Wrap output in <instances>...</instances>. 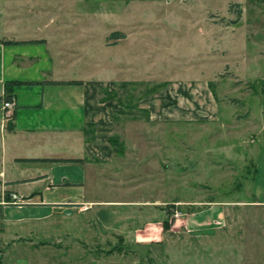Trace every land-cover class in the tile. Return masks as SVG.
<instances>
[{
	"label": "crops",
	"instance_id": "0c3cea01",
	"mask_svg": "<svg viewBox=\"0 0 264 264\" xmlns=\"http://www.w3.org/2000/svg\"><path fill=\"white\" fill-rule=\"evenodd\" d=\"M70 10L69 15L75 18L67 20L73 31L67 37L56 34L55 28L48 35L38 28L20 37L12 36L10 31L0 38V264H27L24 254L12 251L30 248L35 253L37 249L42 257L55 243L58 246L60 236L93 227L106 228L112 217H117L121 227L118 232L133 235L135 245L151 246L165 244L167 235L178 231L200 236L215 228L221 213L225 215L223 200L206 199L198 201L206 205L184 210L185 216L175 218L178 225L173 227L171 217L176 213H171V206L165 204L194 201L176 196L139 198L135 187L139 168L148 169L145 176L153 179V189L161 193L167 185L165 170L182 169L189 154H224L215 133H197L212 137L208 142L215 148L211 149L205 148L207 142L196 145V141H189L188 133L177 130L226 120L208 79L201 73L163 78L135 102L146 112L142 124H135L132 120L138 121L137 117L117 115L122 108L117 98H101L99 90L100 86L114 90L121 80L150 78L116 79L103 75L109 47H120L129 33L117 27L116 32L122 34L109 44L108 24L102 20L107 12L102 14V8L98 12L87 6ZM216 48L215 44L217 53ZM9 80L18 81L12 84L11 98L7 99L13 101V106L3 107L5 99L1 98L6 93L5 81ZM129 121L131 129L118 130V124L125 126ZM143 124L147 128L139 134L130 132ZM111 138L120 144L118 149ZM138 138H144L147 144H141ZM195 145L200 149L195 150ZM199 161L203 162L201 156L193 159L197 167ZM129 167L133 171L122 175ZM158 167L159 179L154 178ZM253 170L252 179L255 166ZM254 200L264 203L262 198ZM125 210L136 213L126 214V220ZM140 210L147 211L148 216L141 217ZM165 219L168 229L162 226ZM125 221L127 230L123 229Z\"/></svg>",
	"mask_w": 264,
	"mask_h": 264
},
{
	"label": "rangeland",
	"instance_id": "374dc122",
	"mask_svg": "<svg viewBox=\"0 0 264 264\" xmlns=\"http://www.w3.org/2000/svg\"><path fill=\"white\" fill-rule=\"evenodd\" d=\"M86 6L98 12L102 8V14L107 12L102 20L108 24L109 44L119 34L117 27L130 35L120 47H109L103 75L116 79L150 77L118 91L116 97L124 112L117 115L137 117L138 121H132L142 124L146 112L135 106V102L146 94L145 89L156 87L165 77L201 73L208 79L226 119L223 123H196L177 129L188 133L189 141H196V145L207 142L205 148L211 149L215 145L208 142L212 137L205 133H215L220 139L219 149L224 151L221 157L198 151L193 152L195 156L189 154L182 169L165 170L168 186L161 193L153 189V179L148 174L145 176L148 169L139 168L140 178L135 187L140 195H136L139 198L176 196L194 201L165 204L171 206V213H176L171 217L173 227L178 225L175 218L185 216L184 210L189 212L204 206L207 203L198 201L206 199L223 200L225 215L221 213V221L215 220V228L205 230L200 236L178 231L167 235L165 244L151 246L135 245L133 235L118 232L121 227L117 217H112L106 228L93 227L86 232L60 236L58 246L55 243L42 257L41 250L34 253L30 248L14 249L13 254H24L27 264H264V203L254 200L264 199V1L0 0V38L10 31L12 36L20 37L38 28L47 35L55 28L56 34L67 37L73 34L67 21L75 18L69 15L71 7ZM53 13L56 14L49 16ZM52 17L54 20L50 21ZM130 123L118 124L117 128L126 131L132 128L128 126ZM146 128L143 124L130 132L136 135ZM199 131L205 133L197 134ZM143 139L139 141L146 145ZM196 145L195 150H199ZM197 156L203 161H199L198 167L193 163ZM159 170L160 167L156 168L154 178H160ZM132 171L129 167L121 173L126 176ZM161 181L163 184V178ZM132 212L136 210L124 211L126 220ZM140 213L141 217L148 216L145 210ZM123 229H128L126 221Z\"/></svg>",
	"mask_w": 264,
	"mask_h": 264
},
{
	"label": "trees",
	"instance_id": "16d2710c",
	"mask_svg": "<svg viewBox=\"0 0 264 264\" xmlns=\"http://www.w3.org/2000/svg\"><path fill=\"white\" fill-rule=\"evenodd\" d=\"M236 5L239 6L240 2H236ZM236 12H237V15L239 16L240 12H241V9L238 7ZM116 33H118V32H116ZM119 34H122V33L119 32ZM0 41H1V39H0ZM17 82H18L17 80L5 81V86L4 87H5V92L6 93L2 96L1 99L7 100V99L11 98V86H12V84H15ZM129 84H135V82L134 81H129V80H121V81L118 82L117 88L114 89V90H110V89H108L106 87L100 86L99 90L101 92V98H117L116 96L118 94V91L120 89L124 88L125 86L129 85ZM9 85H10V87H9ZM154 88H155L154 86L153 87H148L147 89H145L144 93H148V92L152 91ZM117 112L120 113V112H124V111L117 110ZM111 143L113 144L115 149H118V147L120 146V144L118 143L116 138H111ZM162 226H163L164 229H168L169 228L168 220H166V219L163 220L162 221Z\"/></svg>",
	"mask_w": 264,
	"mask_h": 264
},
{
	"label": "built area",
	"instance_id": "2783aa9c",
	"mask_svg": "<svg viewBox=\"0 0 264 264\" xmlns=\"http://www.w3.org/2000/svg\"><path fill=\"white\" fill-rule=\"evenodd\" d=\"M2 104H3V107H12L13 106V101L12 100H3Z\"/></svg>",
	"mask_w": 264,
	"mask_h": 264
}]
</instances>
